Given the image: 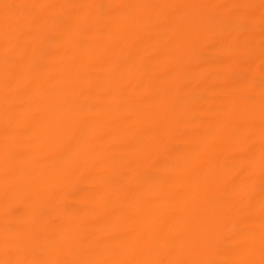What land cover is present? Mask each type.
<instances>
[{
  "label": "bare ground",
  "instance_id": "1",
  "mask_svg": "<svg viewBox=\"0 0 264 264\" xmlns=\"http://www.w3.org/2000/svg\"><path fill=\"white\" fill-rule=\"evenodd\" d=\"M0 264H264V0H0Z\"/></svg>",
  "mask_w": 264,
  "mask_h": 264
}]
</instances>
